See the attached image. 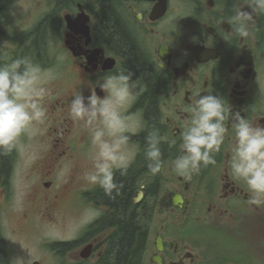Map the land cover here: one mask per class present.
Here are the masks:
<instances>
[{"label":"flooded vegetation","instance_id":"flooded-vegetation-1","mask_svg":"<svg viewBox=\"0 0 264 264\" xmlns=\"http://www.w3.org/2000/svg\"><path fill=\"white\" fill-rule=\"evenodd\" d=\"M101 1L35 0L31 3L30 12L25 15L28 17L34 13L29 34L36 38L29 47L21 48L20 53L5 58V62H11L26 56L39 63L42 57L35 52H40L44 46L38 44L37 39L57 35L62 48L59 49L60 53L65 54L66 60L75 69L74 78L66 81L65 87L72 80L67 92L61 96L64 102L60 99L55 103L52 100L45 102L53 120L61 110L65 113L63 117L56 118L55 124L60 129L52 139L51 156L47 152L40 158L51 160L46 163L44 172V176H47L43 182L46 192L44 200L49 205L46 207L45 218L49 216V220H54L49 209L60 205L59 198L64 196V190L68 188L66 186L62 192L57 193L55 179L48 176L56 166L58 169L60 160L72 156V149L83 148L90 141L89 131L83 123L73 121L69 116L73 94L82 91L88 96L96 80L110 70H129L134 73L133 79H141L145 90L129 107L128 112L138 114L146 124L151 114L148 110L151 99L148 92L149 78L154 76L160 83L155 102V122L149 127L158 129L167 140L161 142L164 161L162 170L152 175L151 205L146 204L148 183L141 179L142 160H139V156L146 147V134L143 136V130L131 137L130 145L136 151V156L124 175L126 178L134 177L133 196L126 217L135 209L140 224L143 223V208L151 212L153 226L156 222L159 227L155 237L159 233L163 240L160 264H213L219 260L226 264L230 262L228 253L210 255L213 260L205 262L186 243L185 233L181 234V230L174 226L170 229L167 226L169 221L183 226L190 218L205 222L208 230L214 234L219 233L221 238L225 232L235 234L239 227L258 229L262 236L260 248L264 250V204L257 206L249 202L251 194L246 184L234 178L229 167L230 145L235 135L231 119L226 121L228 136L220 153L216 154L215 165L202 167L190 180L172 171V161L180 154L181 125L188 119L184 109L193 103L197 94L218 95L233 112H239L254 125L264 127V13L258 17L254 15L252 35L240 40L226 22L240 0H111L112 10L150 68L144 75L133 72L129 59L111 46ZM9 5L13 8L18 2L10 1ZM243 10L251 11V8L246 5ZM47 64L46 69L50 66ZM96 91L103 95L98 87ZM81 129V136H71L72 133L78 134ZM172 140L176 141L175 145H170L169 141ZM6 166L1 175H8V163ZM119 174L116 172L114 179ZM70 178L76 184H81L75 173ZM2 183L0 181V185ZM73 194L71 202L77 212L86 207H94L101 209V215L78 229L76 234H81L74 241L71 239L54 244L63 258L60 264H106L109 245L115 240V223L122 221V218L118 217L117 210L105 198L104 190L98 185H80L74 189ZM161 194L169 198L161 200ZM138 196L139 200L134 202ZM179 196L182 201L178 200L179 203L175 204L174 199ZM1 223L0 213V264H10V246ZM19 224L22 228L20 220ZM221 225L231 230H222ZM88 247L90 253L85 257ZM32 264H42V261L35 260Z\"/></svg>","mask_w":264,"mask_h":264},{"label":"clouds","instance_id":"clouds-1","mask_svg":"<svg viewBox=\"0 0 264 264\" xmlns=\"http://www.w3.org/2000/svg\"><path fill=\"white\" fill-rule=\"evenodd\" d=\"M246 5L251 11L243 10ZM262 13L264 0H240L226 22L237 39L245 40L253 33L254 15L258 17ZM133 76L129 70H110L96 80L90 95L85 96L82 91L74 93L69 105L70 118L82 122L90 135L92 167L83 173L82 179L88 185H98L112 199L123 188V184L114 179L115 173L126 175L136 156L130 145L131 137L144 129L142 117L128 112L145 90L141 79H133ZM52 79V71L44 70L26 56L0 64V154L18 150L21 136L31 137L37 126L44 124L47 117L45 100L51 95L47 85ZM97 87L102 96L97 93ZM184 111L188 113V119L181 125L180 154L172 161V171L190 180L202 167L215 165L216 154L220 153L228 136L226 121L231 119L235 133L230 145L231 174L246 184L251 204H264V127L233 112L220 96L211 93L197 94ZM166 140L158 129L148 131L145 136L144 156L153 176L160 173L164 165L160 145ZM169 143L175 145L176 141ZM99 215L101 209L86 208L81 223ZM45 235L55 238L56 232L49 229ZM19 264H25V261Z\"/></svg>","mask_w":264,"mask_h":264},{"label":"rangeland","instance_id":"rangeland-1","mask_svg":"<svg viewBox=\"0 0 264 264\" xmlns=\"http://www.w3.org/2000/svg\"><path fill=\"white\" fill-rule=\"evenodd\" d=\"M10 1L14 2V0H0V64L5 63L8 55L20 53L21 48L29 47L36 38L29 34V25L34 13L28 17L25 15L30 12L31 3L35 0H16L18 5L13 8L9 5ZM17 14L21 16L17 17ZM37 43L44 46L40 52H35L42 57V61L38 64L41 63L44 70L54 73V79L47 85L51 95L46 100H52L55 103L60 99L64 102L61 96L70 87L72 80L66 87L65 84L66 81L74 78L75 69L72 63L66 60L65 54L60 53L59 49L62 48L57 35L40 37ZM58 57H63V60H58ZM46 63L50 65L48 69H46ZM64 115L65 113L61 110L58 114L56 113L53 120L47 112L44 124L37 126L34 135L21 136L18 150H13L7 155L0 154V160H5L9 165L7 176L1 175L0 172V181L3 182L0 185V213L2 231L10 246V264H19L20 261L25 263L28 261L32 264L35 260H41L42 264H60L63 258L54 244L71 239L74 241L81 234H76L77 230L91 220L81 223L83 212L88 207L77 212L71 202L75 188L80 185L88 186L82 176L92 166L90 141L83 148L72 149V156L60 160L58 169L56 166L53 173L48 176L50 179H55L58 185L57 193L62 192L66 186L68 188L64 190V196L59 198L60 205L49 209L54 220H49V216L45 218L46 207L49 205L44 200L46 192L43 182L47 177L44 176V172L46 163L51 160H40V158L47 152L51 156L52 139L60 129L55 124L56 118ZM143 124V133L147 135L148 131L152 130V127H149L151 122L149 120L146 124L143 119ZM81 135L82 129L78 134H71L75 137ZM139 160H142L141 179L151 187L152 175L148 171V164L144 163V149L140 153ZM73 173L81 184L72 181L70 176ZM168 198V195L161 194V200ZM151 200L152 194L149 189L146 204L151 205ZM155 203H157L156 196ZM24 215L27 216L24 217ZM19 220L23 223L22 228ZM140 224L144 226L143 223ZM145 226L148 229L149 238L146 250L143 251V262L153 264L151 256L156 251L154 239L159 227L156 222L154 227L152 220H149ZM167 226L169 229L174 226L175 229L181 230V234L185 233L186 243L192 248L193 253L199 255V258H203L205 262L213 260L210 255L228 253L230 255L228 264H264V250L260 248L262 236L258 229L239 227V230H235V234L225 232L221 238L219 233H212L206 227L207 224L197 218L188 219L183 226L169 221ZM221 227L222 230H231V228H224L223 225ZM49 229L55 230V238L45 235ZM213 264H226V262L219 260Z\"/></svg>","mask_w":264,"mask_h":264},{"label":"trees","instance_id":"trees-1","mask_svg":"<svg viewBox=\"0 0 264 264\" xmlns=\"http://www.w3.org/2000/svg\"><path fill=\"white\" fill-rule=\"evenodd\" d=\"M101 2L105 10V28L111 46L129 59V65L133 69V72H140L144 75L147 74L150 68L133 39L127 32L125 26L120 21L114 10H112L111 0H102ZM159 87L160 83L157 78L154 76L150 77L148 82V92L151 99L149 101L148 110L149 113L151 112L149 117L151 125L152 122H155V102ZM161 146L162 144L160 147ZM0 163V172L4 173V170L7 167V162L1 159ZM144 163L148 164L146 158ZM115 180L123 184L120 194L114 199L109 198L105 194V198L109 200L112 207L117 210L118 217L122 218V221L115 223L117 225V230L114 233L115 240L109 245L106 264H144L142 255L143 251L146 250L149 238L148 229L145 224L151 220V212L145 207L143 208V227L139 224L135 209L126 217L125 213L133 196L132 191L134 188V177L127 176L126 178L124 175L119 174ZM149 189L151 190V187H149Z\"/></svg>","mask_w":264,"mask_h":264},{"label":"water","instance_id":"water-1","mask_svg":"<svg viewBox=\"0 0 264 264\" xmlns=\"http://www.w3.org/2000/svg\"><path fill=\"white\" fill-rule=\"evenodd\" d=\"M142 194V192L140 193ZM139 200V196L137 198H135L134 202H137ZM178 200H182L181 196H179V198H175L174 202L175 203H178ZM155 244H156V249H157V252L153 254L152 256V261L155 262V263H158L160 264L162 262V259H161V256L159 254V252H161L163 250V241H162V237L160 236V234L158 233L156 239H155ZM90 253V247H88L86 249V256H88Z\"/></svg>","mask_w":264,"mask_h":264}]
</instances>
